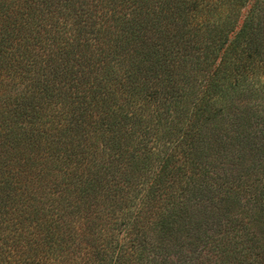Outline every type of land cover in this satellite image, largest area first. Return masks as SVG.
Here are the masks:
<instances>
[{"label": "trees", "instance_id": "obj_1", "mask_svg": "<svg viewBox=\"0 0 264 264\" xmlns=\"http://www.w3.org/2000/svg\"><path fill=\"white\" fill-rule=\"evenodd\" d=\"M261 197L264 0H0V264H264Z\"/></svg>", "mask_w": 264, "mask_h": 264}, {"label": "rangeland", "instance_id": "obj_2", "mask_svg": "<svg viewBox=\"0 0 264 264\" xmlns=\"http://www.w3.org/2000/svg\"><path fill=\"white\" fill-rule=\"evenodd\" d=\"M245 12H247V11H245ZM250 69L248 68V67H246V72H247V74L249 75V76H251L252 75V73L253 72H251L252 70H250ZM253 75H255V73L253 74ZM263 195V194H262ZM260 197H258V199H259ZM256 213H257V211H256ZM259 214H260V216H263L264 215V198L263 197H261V202H260V210H259V212H258ZM256 224V223H255Z\"/></svg>", "mask_w": 264, "mask_h": 264}]
</instances>
